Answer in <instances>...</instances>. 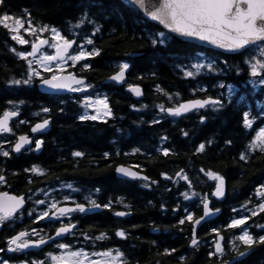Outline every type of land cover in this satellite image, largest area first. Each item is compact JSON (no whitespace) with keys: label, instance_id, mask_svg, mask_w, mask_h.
<instances>
[{"label":"trees","instance_id":"1","mask_svg":"<svg viewBox=\"0 0 264 264\" xmlns=\"http://www.w3.org/2000/svg\"><path fill=\"white\" fill-rule=\"evenodd\" d=\"M84 8L100 17L99 22L104 26L102 34L94 37L96 46L103 51L100 56L89 58L69 70L87 77L99 90L106 91L104 93L109 96L116 118L109 120L107 124L81 122L76 119L82 110L76 102L80 94L47 96L37 85L21 88L7 84L6 81L13 76L19 78L26 66L11 48L15 47L18 51L27 48L12 41L7 30L0 26V114L8 107L9 100L24 101L18 106L31 108L34 115L42 107L52 109V129L44 141L42 153L12 156L11 160L5 162L9 166L4 168L7 169L5 175L18 179L16 184L20 188L16 191L19 190L20 194L29 193V189L36 187L55 188L57 198L60 199L69 192L68 189L60 188V183L67 181L82 190L78 197L83 201L84 195L92 192L94 188H100L101 191L95 193L98 202L105 203L112 199L113 209H104L103 212L88 217L87 221L91 222L83 223V232L96 235L102 231L107 232L111 238L100 242L101 245L125 251L132 264L137 261L139 264H216L219 256H207L213 250L207 247V242L213 235L211 228L224 226L221 227V232L227 238L237 235L240 229L226 228L231 217L236 215L232 209H239L249 199L252 203L248 206L253 207L259 199L255 196V189L264 184V154L253 153L247 162L239 161V153L255 134L253 130L244 128L243 111H258L264 105V89L260 86L253 87L249 83L250 74L240 56L232 58L233 55H220L222 52L183 42L178 38L169 41L167 45L151 48L149 41L152 34L164 30L149 22L142 13L123 4L121 0H4L0 14L7 11L9 14L22 16L25 15L24 10H27L35 24L55 26L63 34L73 38V31L81 35L91 34V25L86 24L82 32L79 28H73ZM132 52L138 55L130 56L129 53ZM196 57H201V62L203 57L215 59L225 71L218 74L205 72L195 81L184 78L176 65L194 63ZM225 60L228 61L227 64L224 63ZM85 62L91 63L90 70L81 69V64ZM122 62L131 64L127 83L122 87L115 84L104 85L106 78L118 71L117 66ZM152 73L156 75L152 76ZM140 76L144 78L139 79ZM128 83L142 87L144 95L141 99H136L128 91ZM219 83L225 84L226 89L227 85L233 86V101L228 104V97L224 96L228 106L214 118L203 124L199 122V115L161 121L159 125L147 123L158 112L155 104L165 103L166 106H171V102L156 91V85L170 93L179 92V99L187 100L205 95L201 92L195 95L192 93L191 89L200 85L208 88L207 95L219 96L215 86ZM141 104L148 105V108L139 112L132 108V105L140 108ZM60 108L64 111H59ZM141 118L146 123H134ZM260 123L261 121L255 123L254 129ZM117 129L122 131L118 132ZM182 130L188 131L189 136L184 137ZM125 132L128 134L125 135ZM163 135L168 136L164 146L173 148L177 155L164 157L155 150L160 146V137ZM209 139L214 142L206 147L204 153L196 154L195 147ZM229 139L232 144L226 145L225 141ZM134 148H140V153H133ZM73 151H83L85 156L73 157ZM116 151L121 155L116 156ZM105 152L112 155L105 159ZM34 164L48 169L50 174L41 177L24 171ZM119 164L141 165L143 172L152 180L158 181V185L145 187L139 182L118 179L114 169ZM201 168L223 175L227 181L228 194L223 202L213 201V206L221 208L223 212L216 221L208 223L199 231L201 245L198 250H193L189 246L191 224L186 222L185 225H178V219L183 215L182 210L188 202L183 201L179 194L185 190V182L181 181L177 191L161 173L167 172L174 176L177 171L184 169L192 180L195 191L208 193L211 198L214 183L199 171ZM15 171L17 177L13 175ZM29 179L33 181L31 184L28 183ZM166 188L171 191H166ZM119 198L124 199L123 205L115 203ZM178 202L181 211L173 212L172 209ZM162 203L167 206L166 210L160 207ZM188 203L196 216L199 212L202 214V206L198 201ZM125 205H129L130 209ZM114 211H130L132 215L121 219L114 216ZM254 222L264 224V214L252 218L248 224L254 225ZM119 228H124L129 233L127 239L114 235ZM250 230L254 234H260V229L255 226ZM82 245L89 246L84 240ZM165 248H176L177 251L165 255ZM255 249L243 264H264V245H257ZM97 250L100 248L97 247ZM181 255L186 257L183 262L179 260Z\"/></svg>","mask_w":264,"mask_h":264},{"label":"snow or ice","instance_id":"2","mask_svg":"<svg viewBox=\"0 0 264 264\" xmlns=\"http://www.w3.org/2000/svg\"><path fill=\"white\" fill-rule=\"evenodd\" d=\"M128 5L136 10L142 11L143 15L150 18L152 21L162 25L166 31L154 32L150 38L149 46L153 49L158 45H167L169 41L177 38H185L189 40H197L215 48L223 49L224 52L232 53L235 56H240L242 63L246 66L250 74L249 83L253 86H260L264 89V0H127ZM4 5V0H0V7ZM25 15L16 16L4 11L0 14V26L7 30L10 39L16 44L24 46L31 45V50H17L12 47L11 51L20 60L25 62V70L16 78L6 81L7 84L18 87H32L35 84L49 90L52 93L71 92L81 93L77 99V104L82 109L76 119L81 122H97L101 121L105 124L110 118H114V112L110 104L107 93L102 92L99 88L91 83L87 77L77 74L74 69L77 64L82 61H88L89 58L98 57L102 53V49L96 46L94 37L97 34H102L104 26L99 22L97 15L93 14L89 9L84 8L77 23L73 28L81 29L84 26L91 25V34L81 35L79 32L73 31V38H69L55 26L49 24H35L30 12L24 10ZM102 15V14H101ZM27 24V27L25 25ZM27 34L32 39H26L24 34ZM49 36L45 37L44 34ZM76 45L74 49L73 46ZM52 49L49 53L46 49ZM90 46V47H89ZM224 53H220L223 55ZM130 56L138 55L136 52L129 53ZM196 62L185 65L177 64L176 68L180 70L183 77L195 81L203 73H222L224 68L220 67L215 59L209 60L208 57L194 58ZM228 63L227 60L224 61ZM118 71L106 78L107 81L115 82L116 84H125L126 74L131 67L130 62H122L118 66ZM91 63L85 62L81 64L82 70H90ZM244 71V69H238ZM152 73V76H155ZM143 79V76L138 77ZM219 88H224L223 83L215 85ZM128 91L136 97L144 95L143 89L138 84H127ZM228 104H232V95L234 92L232 85H227ZM91 90V91H89ZM156 91L166 97L167 101L171 102V106H166L165 103L155 104L158 109L156 115L147 123L159 125L164 117L185 118L189 113L199 115L201 124L214 118L217 114L222 113L228 106L225 103L224 93L213 97L207 95L208 88L200 85L193 87L192 93H205L201 97L194 99L180 100V93H170L156 85ZM64 103L63 100L60 101ZM24 101H8V107L0 114V157L5 159L12 157L14 154H22V152L39 151L43 145V139H35L25 134H20L15 137L14 141L9 138L10 135H15L14 122L16 124H26L30 121L16 119L21 115V109L18 105H22ZM136 111L147 109L148 105L141 104L140 108L132 105ZM255 108V106H254ZM50 107H42L35 116L43 118L39 119L31 126V133H45L52 120ZM63 112L64 109L60 108ZM261 121L258 128L254 129V123ZM134 123H146L143 118ZM242 123L245 129L253 130L255 134L245 145L243 151L239 153V161L247 162L252 158L253 153L264 154V105L259 107L258 111L250 109L243 111ZM118 132L122 131L117 129ZM131 130H128L130 132ZM125 132V135L128 134ZM184 137L189 136L188 131L182 130ZM168 141V136L160 137V146L155 150L161 153L164 157L177 155L176 151L164 146ZM213 139L206 142H201L195 147V153H204L206 147L213 143ZM226 145H231L232 141L226 140ZM7 145L8 147H5ZM34 145V147H33ZM140 148H134L133 153H140ZM73 157L82 158L85 156L83 151H73ZM112 154L105 152L104 158L107 159ZM116 156L121 155L119 151L115 152ZM127 155V154H126ZM139 169V170H137ZM25 172H30L36 176L45 177L50 174L48 169L38 165H32L30 168H25ZM115 173L120 177L129 178L132 181H142L145 187L158 185V181L152 180L149 176L143 174L141 165H125L119 164L114 169ZM200 172L204 173L209 180L215 182L214 189L211 192V197L217 202L222 200L226 194V180L223 175L217 171L201 168ZM166 181L179 188L181 181L185 190L179 194L183 197V201L197 200L202 206V215L198 218L194 211L188 205L183 208V215L178 219V225H185L186 222L191 224V233L189 246L193 250H198L201 241L197 235V227L202 222H209L214 217L218 216L220 209L212 205V200L208 193H199L195 191L193 182L184 169H180L174 176L167 172L161 173ZM59 180V177L56 178ZM33 181L29 179L28 183ZM0 183H7L3 170H0ZM61 189H68L69 192L57 198L55 188L38 189L44 198L39 197L33 199L31 196L24 194H14L10 191L0 190V228L7 227L15 234L6 236V247H0V253L11 252L21 254L24 258L18 259L14 257L0 256V264H132V261L126 255L125 251L120 248L103 247L100 242L106 241L111 237L107 232H100L98 235L90 234L89 232H80L79 235L83 240L88 242V247L77 246L80 241L77 239V224L78 221H73V216L76 214L87 215L95 213L102 209H113L114 201L109 199L105 203L98 202L95 193L101 191L100 188H94L92 192L83 196L84 202L76 200L73 193L79 195L81 189L74 186L71 182H61ZM166 191L171 189L166 188ZM30 193L32 189L28 190ZM255 196L258 201L253 207L248 205L252 200L242 203L240 208H233L232 212L236 213L231 217L226 224L229 229H240L238 235H234L230 245L235 256L232 258V264H243V260L251 254L254 246L264 245V224L254 222V225L248 224L252 218L264 214V184H261L255 189ZM30 202V206L26 209V203ZM117 204H124V199L119 198L115 201ZM42 206V207H41ZM130 209L129 205H125ZM160 207L166 210V205L161 204ZM37 208L40 210L37 212ZM173 212H180V202H178ZM130 215V211H114V216L123 218ZM25 216L32 217L36 223L47 219L51 224L59 223V227L55 228L54 235H45L43 229L37 227H22L19 231L15 230L18 223H23ZM247 225V226H246ZM255 226L260 229V234H254L250 229ZM224 227V226H221ZM221 227H212L211 232L215 234L212 241V251L207 253L210 258L224 257L226 255L225 238L221 234ZM157 230V229H154ZM183 231V228H180ZM114 235L122 239H127L129 233L124 228L115 230ZM68 237H72L73 241L65 242ZM59 241V242H58ZM155 243V242H153ZM44 246H50L54 250L47 251L44 259H32L29 252L30 249H41ZM243 246V250H241ZM97 247L100 250H97ZM177 251L176 248H165L163 254L171 255ZM186 257L181 255L180 261H185ZM136 264H139L137 261ZM216 264H230L229 260L221 259Z\"/></svg>","mask_w":264,"mask_h":264},{"label":"flooded vegetation","instance_id":"3","mask_svg":"<svg viewBox=\"0 0 264 264\" xmlns=\"http://www.w3.org/2000/svg\"><path fill=\"white\" fill-rule=\"evenodd\" d=\"M198 79V78H197ZM225 85V84H224ZM119 87H122V86H119ZM216 90L218 91V94L220 95L221 93H224L225 97L227 96V89L226 87L224 88H219V87H216ZM91 91V90H89ZM102 92H106V91H102ZM82 95L81 93H77V95ZM21 109V117L19 118V120H26V121H30V123H26V124H16L14 122V129H15V125H16V128H17V131L15 132V135H10L9 138H11L13 141L15 139L16 136L20 135V134H25L27 133L28 135H30L33 140L35 139H39L40 137L39 136H33L31 135V131H30V128L32 125H34L39 119H42L43 118V115H41L40 117H38L36 119V117L33 115V110L29 107H23V108H20ZM113 109V108H112ZM114 112V110H113ZM190 116H198V114L196 113H191ZM116 117L114 116V118H110L109 120H114ZM175 118L173 117H170V118H162L161 121H166V120H173ZM123 123V122H122ZM5 147H8L7 145H5ZM34 147V145H33ZM34 152H26L25 154H29V155H32ZM14 157H16V155L14 154L13 155ZM0 159L2 160L0 162V170H3L5 172H3V174H7L6 171L7 169H4V168H9L8 164L5 163V162H8L9 160H11V157L5 159L3 157H0ZM145 173V172H144ZM13 175L15 177L18 176L17 174V171H15V173H13ZM6 180H7V183L4 184V183H0V190H4V191H10V192H13L14 194H20L19 190L16 191V189H19L20 188V185L16 184V180L15 178L13 177H8L6 176ZM12 179V181H10ZM126 180H129V179H126ZM15 181V182H14ZM18 182V181H17ZM38 189H41V187H36L35 189H32L33 191L30 193H24V195L26 196V198L28 196H31L33 199L39 197L41 199L44 198V196L39 193L37 190ZM44 189H47L44 187ZM23 194V193H22ZM76 198L77 201L79 202H83L79 199L78 195L77 194H73ZM189 203L187 202V205ZM30 206V202L29 203H26L25 205V208L27 209L28 207ZM42 207V206H41ZM40 209L37 208V212L39 211ZM200 213V212H199ZM197 214L196 217H199L200 215L202 214ZM91 215L90 214H87V215H83V214H76L73 216V221H78V224H77V239L80 241V243L77 245V246H83V237L79 235L80 232H83V223L84 222H91L90 221H87L88 220V217H90ZM22 227H37L38 229H43L44 230V234L47 236V235H54V231H55V228L56 227H59V223L57 222L56 224H51L47 219L43 220V221H39V223H36L34 221V219L32 217H27L25 216V219L23 221V223H18L16 226H15V230L16 231H19ZM12 234H15V232L11 231L10 229H8L7 227H4V228H0V247H6V236L8 235H12ZM222 234V233H221ZM223 235V234H222ZM215 236V234L213 233L212 235V238L210 240H208L207 242V247L209 249H213L212 248V241H213V237ZM224 238H225V242H226V236L223 235ZM200 241H201V238H199ZM69 241H73V238L72 237H68L67 240L65 242H69ZM59 242V241H58ZM229 242H230V239H229ZM229 244V243H228ZM204 245V244H202ZM225 248H226V245H225ZM51 250H54L52 247L50 246H44L43 248V251H41V249H38V250H29L30 254H31V258L32 259H44L45 258V253L47 251H51ZM254 250V249H252ZM234 252L230 251L229 249H226V255L223 257H220L218 258V260H221V259H227L229 260V262L232 260V258L234 257ZM0 256H6V257H16L18 259H22L24 258L21 254H14V253H11V252H7V253H0ZM247 260V259H245ZM244 260V261H245ZM243 261V262H244Z\"/></svg>","mask_w":264,"mask_h":264},{"label":"water","instance_id":"4","mask_svg":"<svg viewBox=\"0 0 264 264\" xmlns=\"http://www.w3.org/2000/svg\"><path fill=\"white\" fill-rule=\"evenodd\" d=\"M121 2L123 3V4H125L126 6H128L129 8H131V9H133V10H136V9H134L133 7H131L130 5H128V3H127V0H121ZM136 11H138V12H140V13H142V11H140V10H136ZM143 14V13H142ZM149 22H151V23H153V24H155L156 26H158L160 29H162V30H164V31H166L164 28H163V26L162 25H158L157 24V22H155V21H152L150 18H148V17H146V16H144ZM178 39H180V40H182L183 42H190V43H195V44H198V45H202V46H204L205 48H208V49H213V50H219V51H222V52H224V50L223 49H219V48H215L214 46H212V45H209V44H207V43H204V42H201V41H197V40H189V39H185V38H178ZM224 53H226V54H228V55H233L232 53H227V52H224ZM137 56V55H136ZM129 71H130V68H129V70H128V73H129ZM127 73V74H128ZM127 74H126V80H127ZM112 83H115V82H111V81H104V84H112ZM117 85H119V86H121V84H117ZM39 88L44 92V93H46V94H50V95H68V94H71V92H61V93H52V92H50L49 90H47V89H45V88H43V87H41V86H39ZM136 97V96H135ZM137 98H140V97H137ZM51 131V127L49 126V128H48V130L45 132V133H43V134H47V133H49ZM32 134H36V133H32ZM40 134V133H39ZM42 151V148L38 151V152H41ZM118 176H119V174H118ZM120 177V176H119ZM122 178H124V177H122ZM226 195H227V182H226V194H225V197H226ZM225 197L223 198V199H225ZM215 199V198H214ZM222 199V200H223ZM222 200H220V201H222ZM103 210V209H102ZM101 210V211H102ZM101 211H98V212H95V213H88V214H91V215H94V214H97V213H99V212H101ZM220 214V213H219ZM218 214V215H219ZM217 217V216H216ZM216 217H214V218H216ZM213 218V219H214ZM207 222H202V224L200 225V226H198L197 227V232H198V230L202 227V226H204L205 224H206ZM30 250H38V249H30ZM253 253V251H251V254ZM250 254V255H251ZM249 255V256H250ZM249 256H247L245 259H247ZM244 259V260H245ZM243 260V261H244ZM230 264H232V261L230 262Z\"/></svg>","mask_w":264,"mask_h":264},{"label":"rangeland","instance_id":"5","mask_svg":"<svg viewBox=\"0 0 264 264\" xmlns=\"http://www.w3.org/2000/svg\"><path fill=\"white\" fill-rule=\"evenodd\" d=\"M25 27H27V25H25ZM22 34H24V33H22ZM24 35H25V38H26V39H32L31 37L29 38L27 34H24ZM44 36H45V37H48L49 34L46 35V33H45ZM24 46H25L26 48H28L29 51L31 50V45H30V44H29V45H24ZM74 46H75V45H74ZM74 46H73V47H74ZM45 49H46L49 53H51V52L53 51L52 49L47 48V46H45ZM201 76H202V75H201ZM201 76H200V77H201ZM200 77H198V78H200ZM250 79H251V77H250V75H249V76H248V80L250 81ZM238 91H239V90H238ZM227 97H228V95H227ZM232 101H233V100H232ZM227 102H228V101H227ZM257 122H259V121H257ZM257 122H255V123H257ZM255 123H254V124H255Z\"/></svg>","mask_w":264,"mask_h":264},{"label":"bare ground","instance_id":"6","mask_svg":"<svg viewBox=\"0 0 264 264\" xmlns=\"http://www.w3.org/2000/svg\"><path fill=\"white\" fill-rule=\"evenodd\" d=\"M193 44H195V43H193ZM196 45H198V44H196ZM198 46L205 48V47L202 46V45H198ZM216 51H219V50H216ZM219 52H222V51H219ZM222 53H224V52H222ZM224 54H226V53H224ZM226 55H228V54H226ZM133 96L135 97L134 94H133ZM142 97H143V96H142ZM142 97H140V98L135 97V98H136V99H141Z\"/></svg>","mask_w":264,"mask_h":264}]
</instances>
